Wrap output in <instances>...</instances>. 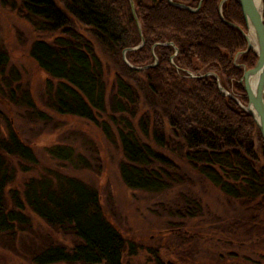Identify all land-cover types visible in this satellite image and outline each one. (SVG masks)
Masks as SVG:
<instances>
[{
    "label": "trees",
    "instance_id": "1",
    "mask_svg": "<svg viewBox=\"0 0 264 264\" xmlns=\"http://www.w3.org/2000/svg\"><path fill=\"white\" fill-rule=\"evenodd\" d=\"M132 1L144 43L127 51L126 58L140 67L152 64L154 54L157 63L144 69L128 67L121 58L123 49L140 42L128 0H0V4L15 10L35 31L55 34L50 41L36 39L29 46V56L47 76L50 110L92 122L109 110L101 127L107 139L115 136L118 142L122 155L118 171L126 187L158 193L191 183L193 173L242 208L245 219L227 223L230 237L264 244V141L252 118L218 90L214 76L191 78L186 72L215 73L221 86L245 103L240 76L253 67L256 54L249 50L236 56L245 49V39L220 19L221 0H172L195 11L168 0ZM221 9L227 21L245 29L237 0H225ZM81 26L88 34L80 31ZM164 42L177 48L174 64L169 60L172 46L157 44ZM108 60L117 67L109 87L104 78ZM7 62L0 51V81L11 95L10 79L16 71L10 67L6 75ZM48 152L57 159L72 156L69 146L55 145ZM5 154L24 160L23 170L36 163L31 149L12 131L0 141V233L28 226L24 212L28 208L77 239L71 248L58 244L42 249L33 258L36 264H122L126 241L105 218L96 189L80 179L60 174L29 178L22 198L14 192V205L7 208L4 195L12 175ZM178 194L175 216L200 212L195 195Z\"/></svg>",
    "mask_w": 264,
    "mask_h": 264
},
{
    "label": "rangeland",
    "instance_id": "2",
    "mask_svg": "<svg viewBox=\"0 0 264 264\" xmlns=\"http://www.w3.org/2000/svg\"><path fill=\"white\" fill-rule=\"evenodd\" d=\"M263 13L264 0V19ZM80 31L88 34L83 26ZM54 36V33L35 31L15 10L0 4V51L3 50L8 58L5 72L7 75L10 67L16 71L10 79L11 95L2 85L3 80L0 81V141L4 142L12 131L36 158L34 165L23 170L22 167L27 165L24 160L4 155L12 175L4 195L6 207H13L11 196L14 192L22 198L23 185L29 178H52L53 174L71 176L96 189L105 218L123 235L126 244L122 264H156L158 261L264 264L263 243L254 242L253 238L235 239L228 234L227 223L244 218L236 201L227 199L193 173H190L191 183L175 185L166 191L152 193L130 189L119 176L122 155L118 142L115 136L113 140L107 139L101 127L103 119L108 121V109L92 122L74 115L58 114L48 108L47 76L29 56V46L36 39L50 41ZM97 53L105 59L99 48ZM122 61L127 65L123 58ZM116 68L108 60L104 76L107 87ZM25 94L32 100V105L27 103ZM234 95L240 98V95ZM110 127L114 131L113 125ZM55 145L72 148L71 158L63 160L51 156L48 149ZM179 192L196 196L201 208L197 215L175 216ZM24 212L30 219L28 226L0 233V264H36L34 256L49 245L71 248L77 242L69 230L48 225L28 208H24Z\"/></svg>",
    "mask_w": 264,
    "mask_h": 264
},
{
    "label": "water",
    "instance_id": "3",
    "mask_svg": "<svg viewBox=\"0 0 264 264\" xmlns=\"http://www.w3.org/2000/svg\"><path fill=\"white\" fill-rule=\"evenodd\" d=\"M224 1L225 0H221L218 7V14L220 19L229 26L236 28L242 34L243 38L246 41L245 49L238 52L237 55L246 53L250 49L253 50V52L256 54V61L253 67L248 71H244L242 77L240 78V82L242 83L245 92V104L240 101L234 94L227 91L221 86V84L219 83V78L215 73L206 72L203 74H194L190 71L186 72L191 78H201L206 75L214 76L218 90L222 94L231 98L245 113H247L252 118L264 141V19L262 17V0H237L244 22V30L238 25L227 21L222 16L221 5ZM128 2L136 24V28L140 35V42L136 46L123 49L122 58L124 62L133 69H144L146 67L153 66L157 63V58L154 54L153 63L143 67L134 66L128 63L125 59V52L137 50L144 43V39L140 30V24L134 10V3L132 0H128ZM168 2L171 5L184 8L190 11L196 10V8H191L182 3L173 2L172 0H168ZM157 44L172 46V48L174 49V53L170 57V62L171 64H174L173 57L177 54L176 46L172 42H164Z\"/></svg>",
    "mask_w": 264,
    "mask_h": 264
},
{
    "label": "flooded vegetation",
    "instance_id": "4",
    "mask_svg": "<svg viewBox=\"0 0 264 264\" xmlns=\"http://www.w3.org/2000/svg\"><path fill=\"white\" fill-rule=\"evenodd\" d=\"M244 30V29H243ZM239 55V54H238ZM237 54H236V56H238Z\"/></svg>",
    "mask_w": 264,
    "mask_h": 264
}]
</instances>
